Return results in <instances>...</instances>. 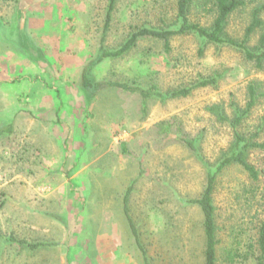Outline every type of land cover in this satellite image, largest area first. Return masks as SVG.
<instances>
[{"label":"rangeland","instance_id":"1","mask_svg":"<svg viewBox=\"0 0 264 264\" xmlns=\"http://www.w3.org/2000/svg\"><path fill=\"white\" fill-rule=\"evenodd\" d=\"M107 1L0 0V129L11 125L0 135V264H205L203 215L189 200L235 150L236 134L263 146L247 151L257 178L238 164L217 176L216 264H259L264 65L193 33L172 36L168 50L142 37L102 58V48H119L140 27H172L176 13L175 0H117L104 32ZM259 2L229 16L230 36H242ZM202 5L189 19L206 25L212 6ZM211 77L186 96L168 94ZM107 81L162 95L143 102Z\"/></svg>","mask_w":264,"mask_h":264},{"label":"trees","instance_id":"2","mask_svg":"<svg viewBox=\"0 0 264 264\" xmlns=\"http://www.w3.org/2000/svg\"><path fill=\"white\" fill-rule=\"evenodd\" d=\"M117 0H108L107 9H106V19L104 24V32L107 30L109 22L111 20V14L115 9ZM203 1V5L207 2L211 3V10L213 16L211 21L202 25L197 22H191L189 19V12L192 5L197 2ZM250 1V0H249ZM252 1V0H251ZM176 4V13L174 18V25L170 28H149V27H140L132 31L125 42L115 50H105L102 48L101 57H116L123 54L130 47H132L139 38L142 37H152L160 39L164 42V47L168 50L169 39L178 34H188L193 33L204 43H213V44H226L232 48L238 49L242 52L244 58L248 61L254 63L257 68H262L264 65V19L262 14L264 13V0L254 5L250 10V19L246 26L244 27L243 34L241 37L230 36L226 31V25L229 16L238 9L243 8L248 4V0H175ZM258 33L256 43L250 46L248 43L251 39V36L255 33ZM104 36H102L101 41ZM201 51V49H200ZM216 82L215 77L204 78L198 80L194 85L189 87H184L180 89H175L169 91V96H186L193 88L206 86L214 84ZM82 84L85 87H89L91 82L87 79L85 71L82 75ZM107 86L118 87L120 89L130 91L137 94L143 102L156 97L161 96L162 93L158 91L156 86H151L148 88L130 85L124 82L116 81H107L105 82ZM254 88L250 87V101L248 103V108L252 105L254 100ZM239 119H236L235 125ZM3 132H11V125L8 124L4 128L0 129V135ZM263 146L257 142H250L244 140L242 136L236 134V139L234 141L235 150L231 153L224 155L215 166L213 170H209L207 174L206 185L198 198L190 199V203H194L199 206L202 215H203V230L205 235V250H204V259L205 264H216V245L218 244V235H217V225H216V216H215V206L213 204V195L215 192V184L217 176L228 166L232 164L240 165L250 177L257 178V173L254 170L253 166L247 161V151L254 147ZM128 193L123 197V208L124 212L127 215L129 226L132 232V235L135 239V242L140 247L138 232L132 218L128 214ZM257 250L258 255L256 259L259 264L264 263V220L260 222L257 228ZM10 240L15 242L18 245L24 246L30 250H35L40 246V243L28 242L24 239H18L11 237ZM229 260H233L234 254L229 251Z\"/></svg>","mask_w":264,"mask_h":264}]
</instances>
